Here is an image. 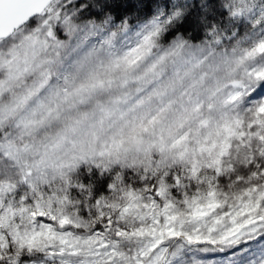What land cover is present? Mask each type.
Here are the masks:
<instances>
[{
    "label": "snow or ice",
    "instance_id": "obj_1",
    "mask_svg": "<svg viewBox=\"0 0 264 264\" xmlns=\"http://www.w3.org/2000/svg\"><path fill=\"white\" fill-rule=\"evenodd\" d=\"M0 264H264V0H0Z\"/></svg>",
    "mask_w": 264,
    "mask_h": 264
}]
</instances>
